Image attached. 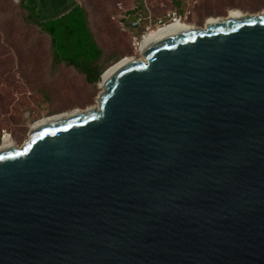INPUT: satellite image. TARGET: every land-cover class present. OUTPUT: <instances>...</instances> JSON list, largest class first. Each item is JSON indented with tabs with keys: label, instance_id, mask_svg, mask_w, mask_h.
<instances>
[{
	"label": "water",
	"instance_id": "obj_1",
	"mask_svg": "<svg viewBox=\"0 0 264 264\" xmlns=\"http://www.w3.org/2000/svg\"><path fill=\"white\" fill-rule=\"evenodd\" d=\"M138 53L0 147V264H264V11Z\"/></svg>",
	"mask_w": 264,
	"mask_h": 264
},
{
	"label": "rangeland",
	"instance_id": "obj_2",
	"mask_svg": "<svg viewBox=\"0 0 264 264\" xmlns=\"http://www.w3.org/2000/svg\"><path fill=\"white\" fill-rule=\"evenodd\" d=\"M19 1L0 0V145L6 141L22 145L38 120L95 106L101 91L99 80L90 85L73 67L52 66L49 37L25 21L27 12ZM75 1L86 10L108 66L127 57L141 58V42L173 20L203 28L208 19L227 18L232 11L249 15L264 11V0ZM75 1L26 0L41 19L61 16ZM133 10L136 14H131Z\"/></svg>",
	"mask_w": 264,
	"mask_h": 264
},
{
	"label": "trees",
	"instance_id": "obj_3",
	"mask_svg": "<svg viewBox=\"0 0 264 264\" xmlns=\"http://www.w3.org/2000/svg\"><path fill=\"white\" fill-rule=\"evenodd\" d=\"M19 5L27 12L25 21L36 25L49 37L52 66L61 63L71 66L84 76L88 84L94 85L110 65L108 66L109 60L105 59L104 52L95 41L84 7L74 2L61 16L41 19L35 7L26 0H20ZM131 14L136 12L133 10ZM135 20L136 16L133 15V25L137 24Z\"/></svg>",
	"mask_w": 264,
	"mask_h": 264
},
{
	"label": "bare ground",
	"instance_id": "obj_4",
	"mask_svg": "<svg viewBox=\"0 0 264 264\" xmlns=\"http://www.w3.org/2000/svg\"><path fill=\"white\" fill-rule=\"evenodd\" d=\"M234 13L237 14V13H239V12H238V11H237V12H236V11H232V12L230 13V15H231V14H234ZM239 14H240L242 17H244L245 15H247V14H242V13H239ZM230 15H229V17H230ZM229 17H227V18H229ZM227 18L208 19V20L206 21L204 27L206 26V24H207L209 21H226ZM177 23L180 24V25H182V26H184V27H186V28H189V29H191V28H193V29L198 28V27H194V26H188V25L183 24V23H179L178 20H173L171 23L166 24V25H163V26L157 28L156 30H154L153 32H151V34H150L146 39H144V40L141 42L140 47L142 46V44H144V43H145L147 40H149L151 37L155 36L156 34H158V33L162 32V31L166 30L167 28H169V27H171V26H173V25H175V24H177ZM204 27H203V28H204ZM140 47H139V48H140ZM138 50H139V49H138ZM139 54H140V53H139ZM140 57H141V58H139V59H142L143 55L140 54ZM129 60H133V61H135V60H138V59H135L134 57H127V58H124V59H122V60L116 62L115 64H113L112 66H110L108 69L104 70V71L102 72V74H101L100 79H99V86H100L101 81H102L103 78L107 75L108 72H110L111 70H113V69L116 68L117 66H119V65H121V64H123L124 62H127V61H129ZM100 88H101V90H102V87H100ZM96 107H97V104H96L95 106H91V107H89V108H87V109H85V110H73V111L68 112V113H61V114H57V115H52V116H50V117H47V118H43V119H41V120H38V121L35 122L31 127H33L34 125H36V124H38V123H40V122H43V121L48 120V119H50V118H53V117H57V116L65 115V114H70V113H74V112H80V113H83V112L87 111L88 109H93V108H96ZM6 144H12V143L6 141V142L2 143V145H0V147L3 146V145H6ZM12 146H15V145L12 144Z\"/></svg>",
	"mask_w": 264,
	"mask_h": 264
},
{
	"label": "built area",
	"instance_id": "obj_5",
	"mask_svg": "<svg viewBox=\"0 0 264 264\" xmlns=\"http://www.w3.org/2000/svg\"><path fill=\"white\" fill-rule=\"evenodd\" d=\"M142 36H143V35H142ZM142 36H141V37H142Z\"/></svg>",
	"mask_w": 264,
	"mask_h": 264
},
{
	"label": "crops",
	"instance_id": "obj_6",
	"mask_svg": "<svg viewBox=\"0 0 264 264\" xmlns=\"http://www.w3.org/2000/svg\"><path fill=\"white\" fill-rule=\"evenodd\" d=\"M75 1V0H74ZM76 2V1H75Z\"/></svg>",
	"mask_w": 264,
	"mask_h": 264
}]
</instances>
